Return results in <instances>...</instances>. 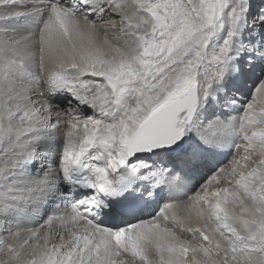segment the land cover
<instances>
[{
    "label": "snow or ice",
    "instance_id": "1",
    "mask_svg": "<svg viewBox=\"0 0 264 264\" xmlns=\"http://www.w3.org/2000/svg\"><path fill=\"white\" fill-rule=\"evenodd\" d=\"M0 264H264V0H0Z\"/></svg>",
    "mask_w": 264,
    "mask_h": 264
}]
</instances>
